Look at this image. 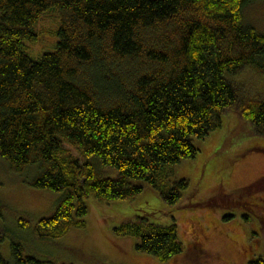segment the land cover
I'll return each instance as SVG.
<instances>
[{
	"label": "trees",
	"instance_id": "trees-1",
	"mask_svg": "<svg viewBox=\"0 0 264 264\" xmlns=\"http://www.w3.org/2000/svg\"><path fill=\"white\" fill-rule=\"evenodd\" d=\"M248 1L0 0V156L18 172L38 163L29 183L61 194L39 234L84 225L88 197L109 202L147 185L174 203L188 178L170 185V165L193 157L195 139L227 111L264 132V94L238 76L264 74V32L245 22ZM47 8L59 13V37L35 57L24 42ZM259 188L264 175L243 190ZM170 216L114 228L166 260L185 247ZM11 250L20 264H76L24 254L17 239Z\"/></svg>",
	"mask_w": 264,
	"mask_h": 264
},
{
	"label": "rangeland",
	"instance_id": "rangeland-1",
	"mask_svg": "<svg viewBox=\"0 0 264 264\" xmlns=\"http://www.w3.org/2000/svg\"><path fill=\"white\" fill-rule=\"evenodd\" d=\"M242 13L245 22L264 32V0H249ZM60 24L56 9L43 11L35 22L37 37L24 42L27 51L39 57L54 49ZM238 76L253 92L264 94V74L246 68ZM222 123L195 139L199 150L193 157L170 165V185L188 178L177 201L169 202L147 185L109 202L88 197L85 224L71 226L58 237L42 236L35 224L54 211L60 191L29 183L40 171L38 163L18 172L0 156V250L8 264H20L11 250L15 239L22 242L24 254L76 264H247L246 257L264 235V188L243 187L264 175V132L233 110L223 114ZM170 214L185 247L166 260L137 249L135 235L119 234L114 228L125 217L142 220L143 215L142 222L162 223L172 218Z\"/></svg>",
	"mask_w": 264,
	"mask_h": 264
},
{
	"label": "flooded vegetation",
	"instance_id": "flooded-vegetation-1",
	"mask_svg": "<svg viewBox=\"0 0 264 264\" xmlns=\"http://www.w3.org/2000/svg\"><path fill=\"white\" fill-rule=\"evenodd\" d=\"M253 249L254 252L245 259L247 264H256L259 259L264 258V235L254 244Z\"/></svg>",
	"mask_w": 264,
	"mask_h": 264
}]
</instances>
